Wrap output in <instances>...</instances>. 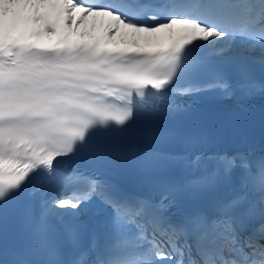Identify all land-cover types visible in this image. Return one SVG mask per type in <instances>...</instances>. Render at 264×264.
<instances>
[{
  "label": "snow or ice",
  "instance_id": "snow-or-ice-1",
  "mask_svg": "<svg viewBox=\"0 0 264 264\" xmlns=\"http://www.w3.org/2000/svg\"><path fill=\"white\" fill-rule=\"evenodd\" d=\"M254 63L264 0H0V264H264V140L164 119Z\"/></svg>",
  "mask_w": 264,
  "mask_h": 264
}]
</instances>
